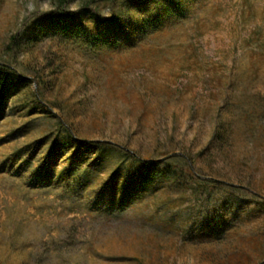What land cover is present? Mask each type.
<instances>
[{"label":"rangeland","instance_id":"1","mask_svg":"<svg viewBox=\"0 0 264 264\" xmlns=\"http://www.w3.org/2000/svg\"><path fill=\"white\" fill-rule=\"evenodd\" d=\"M0 61V264H264V0H0Z\"/></svg>","mask_w":264,"mask_h":264},{"label":"trees","instance_id":"2","mask_svg":"<svg viewBox=\"0 0 264 264\" xmlns=\"http://www.w3.org/2000/svg\"><path fill=\"white\" fill-rule=\"evenodd\" d=\"M56 7L63 9L67 2L69 0H54ZM93 0H89V2H91ZM16 36L13 35L10 38V44H13V42L15 41ZM15 74V70L5 61H0V102H5L6 100V85L8 80H10V78H12V76ZM97 144H99L98 142H90L87 145L89 146H96ZM107 144V143H106ZM109 145V144H107ZM142 164H148V162L146 161H139ZM162 165L160 167L156 168V176L161 177V176H166V177H170L173 176L175 174V169L174 167H172L168 162L163 161L161 162Z\"/></svg>","mask_w":264,"mask_h":264}]
</instances>
